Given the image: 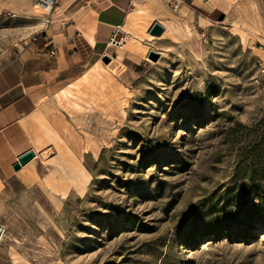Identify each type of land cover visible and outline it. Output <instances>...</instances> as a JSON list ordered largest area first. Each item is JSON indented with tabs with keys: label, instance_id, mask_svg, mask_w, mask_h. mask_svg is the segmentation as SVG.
<instances>
[{
	"label": "rangeland",
	"instance_id": "1",
	"mask_svg": "<svg viewBox=\"0 0 264 264\" xmlns=\"http://www.w3.org/2000/svg\"><path fill=\"white\" fill-rule=\"evenodd\" d=\"M156 11L159 39L140 12L62 87L58 187L9 185L0 264H264V9ZM45 18L0 0V69Z\"/></svg>",
	"mask_w": 264,
	"mask_h": 264
},
{
	"label": "crops",
	"instance_id": "2",
	"mask_svg": "<svg viewBox=\"0 0 264 264\" xmlns=\"http://www.w3.org/2000/svg\"><path fill=\"white\" fill-rule=\"evenodd\" d=\"M159 1L59 0L52 18L68 23L65 28L57 23L44 28L42 33L50 46L37 47L34 56L20 55L0 69V199L10 197L12 182L27 190L41 183L50 193L53 191L43 183L49 181L52 187H58L51 182L49 172L39 173L38 161L45 154L53 161L64 158V150H58L64 140L56 123L59 116L54 112L62 87L78 68L100 53L115 29L126 27L140 12L147 11L161 22L155 16ZM170 1L195 14L212 15L214 9L226 12L239 0ZM250 1L261 3L264 9V0ZM49 48L55 50V56H49ZM28 150H33L35 157L14 170L13 164Z\"/></svg>",
	"mask_w": 264,
	"mask_h": 264
},
{
	"label": "built area",
	"instance_id": "3",
	"mask_svg": "<svg viewBox=\"0 0 264 264\" xmlns=\"http://www.w3.org/2000/svg\"><path fill=\"white\" fill-rule=\"evenodd\" d=\"M59 0H35V6L38 8V10L45 15V28H49V26H51L53 23H57L59 28H65L67 26V20L66 19H59V20H55L52 18V14L54 12V9L56 7V5L58 4ZM118 29H115L109 42L110 44H120V42H118ZM44 39L46 40L45 42V47H49L50 46V41L44 37ZM49 56L53 57L55 56V50L53 48H49ZM6 235V228L3 224L0 223V244L4 241Z\"/></svg>",
	"mask_w": 264,
	"mask_h": 264
},
{
	"label": "water",
	"instance_id": "4",
	"mask_svg": "<svg viewBox=\"0 0 264 264\" xmlns=\"http://www.w3.org/2000/svg\"><path fill=\"white\" fill-rule=\"evenodd\" d=\"M222 19V16L220 17ZM164 31V27L161 26L158 22H154L150 29L148 30V33L152 36H160ZM35 157V152L33 150H28L27 152L20 155L17 159V161L13 164V169L18 170L21 166L28 163L30 160H32Z\"/></svg>",
	"mask_w": 264,
	"mask_h": 264
},
{
	"label": "bare ground",
	"instance_id": "5",
	"mask_svg": "<svg viewBox=\"0 0 264 264\" xmlns=\"http://www.w3.org/2000/svg\"><path fill=\"white\" fill-rule=\"evenodd\" d=\"M35 8H37V7L35 6ZM37 9H38V8H37ZM162 24H163V23L161 22V25H162ZM151 25H152V24H151ZM151 25H150V26H151ZM162 26H164L165 28H167L166 25H164V24H163ZM147 30H148V29H147ZM149 35H150V34H149ZM161 36H162V35H161ZM150 38H151V39H159L160 37H156V36H152V35H150ZM151 39H150V40H151ZM123 40H125V38H124ZM121 43H123V41H122ZM123 46H124V44H123ZM66 93H67V92L64 91L62 94H65V95H66Z\"/></svg>",
	"mask_w": 264,
	"mask_h": 264
},
{
	"label": "trees",
	"instance_id": "6",
	"mask_svg": "<svg viewBox=\"0 0 264 264\" xmlns=\"http://www.w3.org/2000/svg\"><path fill=\"white\" fill-rule=\"evenodd\" d=\"M252 194H254V193H252ZM256 195V194H255Z\"/></svg>",
	"mask_w": 264,
	"mask_h": 264
}]
</instances>
